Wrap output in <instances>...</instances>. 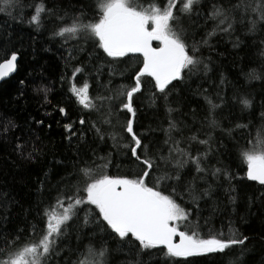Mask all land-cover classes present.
Masks as SVG:
<instances>
[{"label":"snow or ice","instance_id":"snow-or-ice-1","mask_svg":"<svg viewBox=\"0 0 264 264\" xmlns=\"http://www.w3.org/2000/svg\"><path fill=\"white\" fill-rule=\"evenodd\" d=\"M201 7L202 0H166L165 3L161 0H67V3L52 0L51 6L43 0L34 6L25 0H0V15L14 23L26 24L36 32L48 29L50 39L61 43L68 53L62 58L72 68L70 75L62 77L69 84V98H74L83 110L97 113L98 120L91 124L95 136L103 141L107 135L113 147L122 150L121 155L139 169L133 176L108 174L105 169L112 163V154L98 157L100 163L89 158L88 152L80 148V144L86 143L83 131L78 135L73 124L65 123L66 139L71 143V138L78 136L71 169L63 160H57L55 164L64 165L63 169L55 173L50 169L38 180L41 199L31 221L28 216L32 206L24 209L27 227L9 229L11 205L19 201L0 192V264H62V261L63 264H111L112 252L123 253L121 264H210L218 254H226L234 246H239L240 255L229 264H241L250 237L231 227L227 238L223 232L211 230L205 235L199 223L203 211L200 202L212 198L213 185L207 179L210 175L215 181L222 177L227 182L226 191L232 204L237 199L232 195L236 192L234 180L246 178L255 182L260 187L258 195L249 200V212L257 203L264 206V103L259 114L261 127L254 139L252 120L221 127L215 113L225 98L219 97L220 103H216L207 96L208 115L202 129L185 136L184 129L189 126L172 115L180 111L179 106H172V94H179L178 84L174 82L183 84L200 72L207 76L212 71L211 57L205 59L196 53L202 46H209L217 33L230 35L237 13L241 22L247 21L249 34L264 30V0H236L227 7L214 4L205 14L201 13ZM201 18L205 24L209 19L217 23L197 41ZM8 26L5 22V27ZM233 46L238 47L239 41ZM0 51L6 57L0 61V80H4L17 71L19 52L11 50L9 54L2 46ZM259 54L264 56V49ZM130 59L137 66L130 67ZM103 69H107V84L100 79ZM116 76L126 77L130 83L110 87ZM93 77L98 85L95 96L90 94ZM249 78L264 80V76L254 72ZM20 83L23 85L25 81ZM38 91L45 93L47 101L50 89ZM145 93L150 104L156 105L161 99L165 103L168 126L161 130L165 135L163 143L168 146L167 155L155 141L145 142L153 129L143 134L135 130L134 98ZM236 99L242 105V113L253 109V101L246 95ZM176 103L179 105V101ZM58 111L62 116L67 115L64 107ZM121 113L126 115L121 118ZM87 123L81 115L79 124ZM217 129L235 142L244 165L243 177H237L225 167L205 166L208 157L214 154V145L216 151L225 147L223 139L218 141L214 135ZM4 131H8V126H4ZM241 140L245 141L243 145ZM194 144L206 148L196 149V155H192ZM39 151L35 145L28 150L27 145L16 144L17 154L27 161H35ZM88 151L96 157L95 148ZM189 164L194 165L197 175L185 183L183 170ZM197 181L207 187H200ZM73 231L77 239L74 250L65 243ZM97 235L101 240L98 248L94 243ZM84 236L89 237V242L85 251L80 252ZM65 251H75L80 258L71 260L63 255Z\"/></svg>","mask_w":264,"mask_h":264},{"label":"trees","instance_id":"trees-1","mask_svg":"<svg viewBox=\"0 0 264 264\" xmlns=\"http://www.w3.org/2000/svg\"><path fill=\"white\" fill-rule=\"evenodd\" d=\"M51 6L52 0H43ZM166 0H161L165 3ZM236 3V0H202L200 11L202 14L211 11L214 4ZM28 5L41 3V0H25ZM67 3V0H65ZM28 14L31 12L29 10ZM7 22L8 27H5ZM216 21L209 19L205 24L201 18V27L197 29L198 35L195 39L199 41L206 31H211ZM49 25V29H50ZM8 40L11 43H8ZM239 41V46L233 45ZM264 30H258L255 34L247 32V21L241 22L240 14H236V20L231 34L217 33L210 41L209 46H202L196 53L202 58L211 57L210 67L212 71L207 76L200 72L186 80L185 83L178 84V92L172 94V106H179L180 111L172 115L187 122L188 128L184 129V135L188 136L197 130L202 129V122L208 115V104L205 96L214 102L220 103L219 97L225 98V103L216 110L215 119L221 127H232L236 122L247 123L252 120V138L256 136L257 130L261 127L259 119L261 105L264 103V80L250 79L249 74L255 73L264 76V56L260 50L264 49ZM192 41L189 39V44ZM0 46L6 48L10 54L11 50L19 52L18 68L13 76L0 83V192L8 194L9 199L19 201L11 205L9 229L27 227L28 221L36 216V205L41 199V193L37 191L38 180L44 177L45 172L51 169L53 173L62 170L64 165L55 164L57 160H63L69 169L75 158L74 153L77 148L78 136L71 138V143L66 139L68 133L64 129L65 123L73 124L74 130L78 135L83 131L86 143L80 144V148L88 152V157L97 159L112 154V163L105 171L110 175L133 176L139 171L131 165L122 150L113 147L112 140L105 135L104 140H99L91 130L93 121L98 120L95 112H88L80 108L74 98L70 99L68 92L69 84L62 81V77L70 75L71 65H66L62 57L68 55L65 48L57 40L49 37L48 29L36 32L26 24L14 23L7 17L0 15ZM5 57L4 52L0 51V61ZM130 67H135L134 60H128ZM223 77V83L221 78ZM101 81L108 82L107 69H103ZM110 87L118 86L120 83H130L126 77L116 76ZM21 80L25 83L22 85ZM50 89L47 92L48 100L45 101L43 91L38 89ZM98 85L95 77L92 79L90 94L96 95ZM205 90H207L205 92ZM100 91H103L101 88ZM219 93V96L217 95ZM246 95L253 101L251 111L241 112V107L237 97ZM135 107L137 116L135 119V130L138 134L151 131L145 142L155 141L156 144L167 155L168 146L163 143L164 132L161 130L168 126V113L164 101L158 100L156 105L149 103L147 93L137 94ZM176 101H179L177 105ZM64 107L67 111L66 116H62L58 108ZM195 110V112H193ZM254 113V115H253ZM81 115L88 121L84 126L79 124ZM121 118L126 114L121 113ZM243 117L242 120L239 118ZM37 121H43L37 124ZM4 126H8V131H4ZM107 130L108 125H103ZM126 135V133L124 134ZM178 135V134H177ZM203 135V132L201 133ZM217 140L223 139L225 147L216 151L208 157L205 166L209 169L217 166L229 169L237 177L244 176V165L238 157V149L234 146L235 142L222 136L219 129L214 133ZM27 145L28 150H32L35 145L40 151L37 153L35 161L22 159L16 152V144ZM245 141L241 140L243 145ZM89 148L96 149V157H92ZM206 146L194 144L192 155H196V149H205ZM130 156V153L128 154ZM185 183L192 180L195 173L194 165L189 164L184 170ZM202 175V174H201ZM208 181L213 185L212 198L201 201L202 217L199 221L205 235L211 230L214 233L223 232L224 237L231 235L230 227L237 229L240 233L248 235V251L244 254L241 264H264V206L257 203L249 212V200L260 187L255 182L245 179H236L233 184L236 192L232 193L237 197L236 203L229 201V193L226 191L228 184L223 181H215L208 176ZM55 183V179H53ZM200 187H207L201 181H197ZM32 206V211L25 220L24 209ZM83 213H81V218ZM205 220L207 224L205 225ZM2 227V224H0ZM91 229H84L85 232ZM26 235V234H25ZM89 242V237L84 236L80 243V252L85 251V245ZM71 249H76L77 239L73 231L70 239L65 242ZM98 248L101 240L99 235L94 240ZM114 248L115 245L109 241ZM65 257L71 260L79 259L80 256L75 251H65ZM239 246H234L231 250H226V254H218L210 264H229V261L239 257ZM124 259L123 253L112 252L111 264H121ZM63 264V261H62Z\"/></svg>","mask_w":264,"mask_h":264},{"label":"water","instance_id":"water-1","mask_svg":"<svg viewBox=\"0 0 264 264\" xmlns=\"http://www.w3.org/2000/svg\"><path fill=\"white\" fill-rule=\"evenodd\" d=\"M15 74V72L14 73H12L9 77H6L4 80H0V83H2L3 81H6V80H8L11 76H13Z\"/></svg>","mask_w":264,"mask_h":264}]
</instances>
